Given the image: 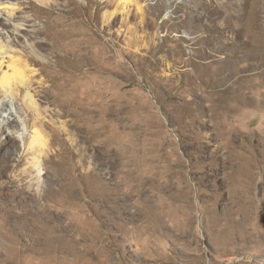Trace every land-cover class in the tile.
<instances>
[{
  "label": "rangeland",
  "instance_id": "rangeland-1",
  "mask_svg": "<svg viewBox=\"0 0 264 264\" xmlns=\"http://www.w3.org/2000/svg\"><path fill=\"white\" fill-rule=\"evenodd\" d=\"M0 63V264H264V0H0Z\"/></svg>",
  "mask_w": 264,
  "mask_h": 264
},
{
  "label": "bare ground",
  "instance_id": "bare-ground-1",
  "mask_svg": "<svg viewBox=\"0 0 264 264\" xmlns=\"http://www.w3.org/2000/svg\"><path fill=\"white\" fill-rule=\"evenodd\" d=\"M127 1V0H126ZM11 11V10H10ZM12 14H9V17H11ZM21 26H18V31ZM17 33V32H16ZM10 34H13L10 33ZM11 37V35L9 36ZM2 64L0 63V68ZM9 67L7 66V69ZM219 79L218 83L223 86L226 85L227 81L230 78V72L227 71L225 66H219ZM12 74H8L7 72H2L0 73V91H4L5 93L11 95V96H18L19 93H21L25 87H31V85L34 83L31 77L25 76L22 72L18 71L16 67L11 68ZM228 86V85H227ZM28 93V92H27ZM26 96H24L25 98ZM29 97V96H28ZM25 123H27V120H25ZM36 133V132H35ZM40 145L43 146L42 138L41 136L37 133L35 137H33L32 142L30 144V147L28 148L31 150V154L36 153L39 150ZM21 148V146H20ZM19 146H15L12 154H15V152H18ZM25 158L20 157L19 158V163L23 162ZM32 164L35 162V157H33V160L31 161ZM16 166H18V164ZM34 167V166H33ZM32 167V168H33Z\"/></svg>",
  "mask_w": 264,
  "mask_h": 264
}]
</instances>
